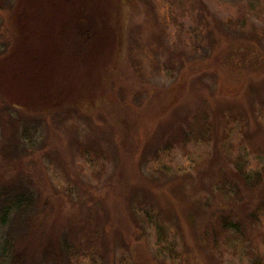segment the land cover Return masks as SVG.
<instances>
[{
    "label": "rangeland",
    "instance_id": "374dc122",
    "mask_svg": "<svg viewBox=\"0 0 264 264\" xmlns=\"http://www.w3.org/2000/svg\"><path fill=\"white\" fill-rule=\"evenodd\" d=\"M10 174L22 264H264V0H0Z\"/></svg>",
    "mask_w": 264,
    "mask_h": 264
},
{
    "label": "trees",
    "instance_id": "16d2710c",
    "mask_svg": "<svg viewBox=\"0 0 264 264\" xmlns=\"http://www.w3.org/2000/svg\"><path fill=\"white\" fill-rule=\"evenodd\" d=\"M25 136H27V134H25ZM7 167L3 169L5 172H7ZM1 177L6 178L4 176ZM18 178L19 177L16 175L10 174L8 179H4L0 182V231L1 227L10 223L9 230L6 231L0 245V262H5L6 264H22L24 262L21 255L16 252L12 253L10 233L14 228L13 226L17 223L16 218L23 217L24 215L28 214L29 210H31L35 205V197L33 193L31 190L26 188L24 184L25 182L21 180V178ZM245 178L250 180L248 177ZM246 179L245 182L247 181ZM260 201V207L258 208L260 210L262 207L260 215L264 216V197H262ZM155 228L157 241L158 243H161L165 238V227L163 224L157 222L155 224ZM140 239L141 237H138L136 240L139 241Z\"/></svg>",
    "mask_w": 264,
    "mask_h": 264
}]
</instances>
